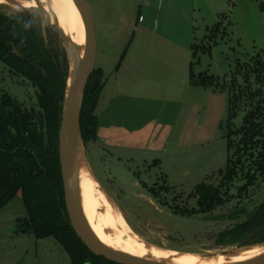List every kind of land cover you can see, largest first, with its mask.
<instances>
[{
  "label": "rangeland",
  "instance_id": "obj_1",
  "mask_svg": "<svg viewBox=\"0 0 264 264\" xmlns=\"http://www.w3.org/2000/svg\"><path fill=\"white\" fill-rule=\"evenodd\" d=\"M87 1L93 13L97 39L96 68L105 72V81L111 77L121 58L127 55L130 45L140 38L135 29L152 26L159 0H151L149 7L139 6L137 0ZM220 1L231 8V13L227 6H221L220 11H224L228 21L218 30L217 24L225 20L214 14L220 9ZM165 3L166 0L164 5L167 6ZM195 7L202 9L201 14L194 15L195 42L200 48L211 46V54L199 51L201 64L195 65L196 74L207 72L230 85L237 61L248 62L257 54H261L264 61V0H195ZM14 8L13 5L0 6V11L19 12ZM31 13L33 23L41 29L47 43L63 52V43L47 22L37 12ZM139 17L145 22L138 23ZM160 17L164 22L168 16L161 14ZM206 34L209 37L205 41ZM238 82H243L240 76ZM3 95L11 97L23 109H37L36 89L22 77L11 74L0 61V98ZM183 99L185 101L186 96ZM157 105L154 103L148 118L154 117ZM240 106L239 116L233 121L235 129L242 127L245 116L246 106L243 103ZM187 107L185 104L184 110ZM222 107L217 101L213 119L204 130L200 127L198 137L189 133L193 128L196 131L195 126H188L184 135V138L206 139L204 136H214L213 130L216 129V141L184 149L179 154L136 152L130 154L136 158L133 163L127 159L119 163L98 141L84 146L90 175L127 221L121 228L125 236L137 235L150 247L180 255L223 254L261 244L252 241L244 247H226L216 243L222 232L246 219L241 211L251 213L264 202V181L261 179L247 195L239 197L238 187L244 184L241 177L225 196L224 174L220 172L226 169L228 159L224 139L228 111L226 108L221 119ZM166 116L165 112L163 118ZM202 183L221 188V201L200 204L194 188ZM25 218L27 211L20 194L0 210V264H71L69 255L53 238L37 239L30 231L20 232L19 221ZM135 247L148 250L139 243Z\"/></svg>",
  "mask_w": 264,
  "mask_h": 264
},
{
  "label": "trees",
  "instance_id": "obj_2",
  "mask_svg": "<svg viewBox=\"0 0 264 264\" xmlns=\"http://www.w3.org/2000/svg\"><path fill=\"white\" fill-rule=\"evenodd\" d=\"M200 50L210 54L211 46L193 48L197 61L191 64V84L228 93L224 135L228 159L220 174H224L225 196L242 177L244 184L238 187L241 197L260 179L264 181V61L261 54L248 62L237 61L234 80L229 85L219 77L194 73ZM0 61L11 74L29 82L37 95V109L30 111L8 95L0 98V210L20 194L27 211V218L19 221L20 232L30 231L37 239L53 238L69 255L71 264H116L88 250L71 227L66 210L59 158V132L69 76L65 51L58 52L47 43L41 29L33 23L31 12L0 11ZM104 83L103 71L96 68L86 88L81 113L84 146L98 139L96 110ZM241 103L246 106L243 125L235 129L233 121L239 116ZM194 193L202 205L220 202L223 197L221 188L207 183L197 185ZM241 213L246 219L222 232L216 240L219 246L264 243V202L251 213Z\"/></svg>",
  "mask_w": 264,
  "mask_h": 264
},
{
  "label": "crops",
  "instance_id": "obj_3",
  "mask_svg": "<svg viewBox=\"0 0 264 264\" xmlns=\"http://www.w3.org/2000/svg\"><path fill=\"white\" fill-rule=\"evenodd\" d=\"M150 2L144 0L142 5L149 7ZM165 4L167 6L164 0H159L157 17L151 27L135 29L140 38L130 45L127 55L104 81L97 105V141L119 163L124 159L133 163L136 158L130 154L136 152L179 154L184 149L210 145L217 139L216 129L214 136L205 135L206 139H203L184 138L186 128L195 126L196 131L193 128L189 133L198 137L200 127L204 130L213 119L217 101L223 105L221 119L228 106L227 91L191 84V64L197 61L193 57V48L200 47L195 42L194 15L201 14L202 9L195 7V0H166ZM219 5L220 9L214 14L225 19L219 25L220 30L228 18L220 11L222 1ZM224 7L228 12L231 9L226 4ZM161 14L168 16L164 22ZM144 22L145 19L138 20V23ZM206 31L209 32L208 27ZM208 37L207 34L204 36L205 41ZM198 60L201 64L199 57ZM199 74L209 75L207 72ZM154 103L159 107L154 117L148 118ZM185 104L187 110H184ZM165 112L167 116L163 118Z\"/></svg>",
  "mask_w": 264,
  "mask_h": 264
},
{
  "label": "bare ground",
  "instance_id": "obj_4",
  "mask_svg": "<svg viewBox=\"0 0 264 264\" xmlns=\"http://www.w3.org/2000/svg\"><path fill=\"white\" fill-rule=\"evenodd\" d=\"M7 5L15 6L14 9L34 10L42 13L43 17L51 19L52 23L59 25L66 32L83 56L85 26L82 14L73 0H0V6ZM74 75L75 64L72 62L69 86L73 82ZM89 171L85 159L81 157L76 174L77 197L92 232L102 244L113 251L165 264H241L264 254V247L257 246L250 250L231 251L229 254H208L209 257L180 255L150 247L137 235L125 236V231L123 232L122 229L127 221L125 222L124 216L115 209L96 185ZM137 243L148 250L135 247Z\"/></svg>",
  "mask_w": 264,
  "mask_h": 264
},
{
  "label": "water",
  "instance_id": "obj_5",
  "mask_svg": "<svg viewBox=\"0 0 264 264\" xmlns=\"http://www.w3.org/2000/svg\"><path fill=\"white\" fill-rule=\"evenodd\" d=\"M137 1L139 6H141L144 0ZM73 2L80 10L85 26V46L83 56H81L78 47L66 32L61 29L59 25L52 23L51 19L43 17L41 15L42 13L34 10L15 9L19 12H37L47 22L51 30L60 38L69 62V76L59 132V158L64 185L66 210L70 225L88 250L97 257H102L116 264H165L133 257L127 254H121L111 250L96 238L84 218L81 203L76 192V174L81 157L85 159L83 152L84 143L81 134V113L86 88L97 66V39L93 13L88 1L73 0ZM72 62L75 64V75L71 86H69ZM101 190L111 202L106 192L103 189ZM257 246L264 247V243ZM257 246L244 249L250 250ZM224 254H229V252H225ZM241 264H264V254Z\"/></svg>",
  "mask_w": 264,
  "mask_h": 264
},
{
  "label": "built area",
  "instance_id": "obj_6",
  "mask_svg": "<svg viewBox=\"0 0 264 264\" xmlns=\"http://www.w3.org/2000/svg\"><path fill=\"white\" fill-rule=\"evenodd\" d=\"M139 20H140V21H142V20H143V18H142V17H140V18H139Z\"/></svg>",
  "mask_w": 264,
  "mask_h": 264
}]
</instances>
